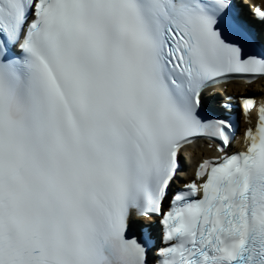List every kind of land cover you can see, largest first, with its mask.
I'll return each mask as SVG.
<instances>
[{
  "label": "snow or ice",
  "instance_id": "6c2138e0",
  "mask_svg": "<svg viewBox=\"0 0 264 264\" xmlns=\"http://www.w3.org/2000/svg\"><path fill=\"white\" fill-rule=\"evenodd\" d=\"M256 79L261 4L0 0V264H264V93L237 149L205 96Z\"/></svg>",
  "mask_w": 264,
  "mask_h": 264
},
{
  "label": "bare ground",
  "instance_id": "6f19581e",
  "mask_svg": "<svg viewBox=\"0 0 264 264\" xmlns=\"http://www.w3.org/2000/svg\"><path fill=\"white\" fill-rule=\"evenodd\" d=\"M201 152H204L206 154H212V151L210 150H207V149H203V150H200Z\"/></svg>",
  "mask_w": 264,
  "mask_h": 264
}]
</instances>
